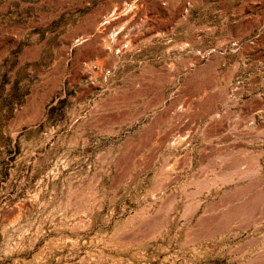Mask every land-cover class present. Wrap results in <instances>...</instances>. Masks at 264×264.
Segmentation results:
<instances>
[{"label":"rangeland","instance_id":"obj_1","mask_svg":"<svg viewBox=\"0 0 264 264\" xmlns=\"http://www.w3.org/2000/svg\"><path fill=\"white\" fill-rule=\"evenodd\" d=\"M132 1L0 0V264H264V0Z\"/></svg>","mask_w":264,"mask_h":264},{"label":"bare ground","instance_id":"obj_2","mask_svg":"<svg viewBox=\"0 0 264 264\" xmlns=\"http://www.w3.org/2000/svg\"><path fill=\"white\" fill-rule=\"evenodd\" d=\"M135 1L136 0L132 1L131 4H130V6L124 8L122 11H121V9L120 10L115 9V10H112L111 12H109L107 14V18H105V20H106L105 23L106 24L101 25L100 27L98 26L99 20L95 19V20L92 21V27H93V29L96 28L97 31H98V33L95 36L99 40V42L102 41L100 47H102V46L106 47L107 52H110L115 47H118L119 46V43L123 40V37L122 36H118L117 39H114L113 38V40L111 42H109V40H108V38L106 36V33L108 31V28H109L107 26V24H109L113 19L121 18V20H122L123 18H127L128 16H132L134 14H137V12H138V6H137V4H136ZM133 42H134V38L130 37L128 39V42L127 43L131 45V43H133ZM119 51H121V50H119ZM118 53H120V52H118ZM108 55H109V53H108Z\"/></svg>","mask_w":264,"mask_h":264}]
</instances>
